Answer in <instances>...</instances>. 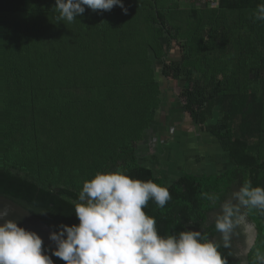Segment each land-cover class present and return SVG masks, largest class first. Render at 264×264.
I'll return each instance as SVG.
<instances>
[{"label":"trees","instance_id":"obj_1","mask_svg":"<svg viewBox=\"0 0 264 264\" xmlns=\"http://www.w3.org/2000/svg\"><path fill=\"white\" fill-rule=\"evenodd\" d=\"M131 1L133 6L119 7L104 0H0V108L8 99L12 107L16 95L21 99L13 111L29 110L33 121L24 138L2 141L0 135V194L102 264H241L246 258L249 264H264V254H239L245 234L238 222L247 206L258 228L254 249H261L263 154L253 149L248 135L235 133V123L248 127V106L256 104H246L249 91L239 86V73L250 76L258 69L264 84V58L257 51H242L255 39L264 41V0H219L213 9L222 16L220 24L207 13L209 6L190 5L179 12L196 25L191 35L201 41L194 51L196 64L200 57L214 60L229 73L218 81L215 94L198 79L173 89L181 106L178 112L203 122L216 97L229 101L211 132L228 153L231 167L220 174L183 170L170 184L143 161L138 144L157 122L155 108L149 106L161 105L164 96L156 77L171 83L173 68L187 57L188 42L180 37L178 42L169 23L172 8L182 0ZM241 27L243 34L254 27L257 32L245 39L238 34ZM221 32L227 37L219 41ZM175 51L179 58L170 56ZM249 57L253 61L248 62ZM262 92L264 96V86ZM260 104L257 117L264 122V102ZM108 114L113 126L109 129ZM112 131L116 137L108 136ZM122 131L126 135L117 143ZM92 136L98 146L90 150L109 154L84 186L55 180L62 157L78 162L72 149L89 150L86 143ZM45 169H51V178L44 177ZM0 264L77 263L0 225Z\"/></svg>","mask_w":264,"mask_h":264},{"label":"rangeland","instance_id":"obj_2","mask_svg":"<svg viewBox=\"0 0 264 264\" xmlns=\"http://www.w3.org/2000/svg\"><path fill=\"white\" fill-rule=\"evenodd\" d=\"M165 2L161 3L162 7L165 6ZM104 3L107 5H111L112 3L119 7L133 6V4H135L131 0H104ZM170 5H174V3L172 2L170 3ZM180 5L181 6L179 7L172 8L173 11L170 12L171 20L169 21V23L173 32L175 33V36H177L178 42H181L179 37L185 43L188 42V46L185 50V55L187 57L181 60L178 66L173 68L174 78H177L178 81L177 79L173 78L171 83L165 84V79L163 81V79H161L160 77H156L155 82H160V84L162 85L164 96L162 95L161 105H158L156 107L155 105L151 104L149 106L150 109L155 108L154 115H156L157 122H154V124L151 125V127L146 131L147 134L144 135V138L138 144V147L141 149H139L140 153L142 152L141 155L143 161L149 165H152L155 168L156 174L161 175L167 184H170L175 179H177V177H179V175L183 173V170L196 174H220L221 172L231 167V161L229 160L228 153L218 142L215 135L211 132V128L216 125V123H219V119H222L225 116V112L229 106V101H226L220 97H216L213 109H211V113H207V111L205 112L203 122H194L190 119L185 118L183 115H181L180 112H178V110L180 111L181 106L179 103L178 95L174 93L173 89L177 88L179 90L182 88L183 83H195L198 79L204 85L206 84V87L207 89H209L210 93L212 92L213 94H215L218 88V81L222 78H225V74L229 73V71L225 72L224 70L218 68L219 64L214 60L207 61V59H202L200 57L199 63L196 64L198 62V59L194 58L198 54H194V51L198 50V48H201V41L197 43L191 36L196 30V25L191 24L192 18L189 17L188 14L180 15L179 13L180 11L189 8L190 4L181 1ZM206 11L207 13L214 16V23L218 22L220 24L219 19H221L222 16H219L220 13L217 10L209 8L206 9ZM135 13L136 11H134L132 14ZM6 19L7 16H5V20ZM100 20L101 19L99 18L98 21ZM237 28L239 29V27ZM240 30L241 31L238 32V34L243 31V27H241ZM256 32L257 28L254 27L253 31L251 30L248 32L247 30L244 34H241H243L244 38L246 39L248 38V36H251L253 34L255 35ZM261 33L264 34L262 29ZM225 34L226 33L224 32L220 33L219 41L224 40L227 37V35ZM219 41L218 43L221 44V42ZM255 41L256 42L252 43L251 48H242L243 53L250 54L251 52L257 51L261 54V58H264V41L257 39H255ZM157 47L158 50L161 49L160 42L158 43ZM176 48L177 45L175 44L173 46V49L175 50ZM149 52L155 53L154 49L151 47L149 48ZM170 56L173 58H179L180 52L175 51L173 52V54L170 53ZM249 61H253V58L249 57L248 62ZM243 70H246V67ZM250 72V76L249 74H244L242 72L239 73V86H241V88H243L244 90L247 89L249 91V98L245 100L246 104H252V102H255L256 104L248 106V127L244 123L241 124V127L239 125L237 127V124L235 123V133L238 135L240 134L242 137H246L248 135V138L251 140L253 149L259 152H261L262 150L263 155L261 157L262 159H264V122H262V120L260 122L257 117L259 115L258 113H261L260 111L263 108L260 103L264 102V96L262 92V87L264 86V84L262 85L261 83L259 73L260 71L258 69H252ZM94 81H97V83L104 82L98 81L95 77ZM205 81H209L211 83H205ZM43 82L47 83V81ZM249 84L251 87L249 86ZM247 85L248 88L246 87ZM153 86L155 89H157L156 85ZM105 92L113 95V92L109 89H107ZM12 99L14 100L15 105L21 98L14 95ZM11 104L12 101L8 99L6 101V104H4V106L0 108V135L2 137V141H5V138H7L8 141L9 139H13L14 137H26L30 132V126H32L33 123L29 115L31 114L29 110H27L25 114H17L13 111V109H15V106L13 105L11 107ZM236 118L238 120L241 119L240 115H237ZM244 118L246 117L243 116V120ZM111 120L112 118H110L108 114L106 121L108 122V125L106 127L108 129L113 127L111 125ZM173 120L177 121L174 123ZM1 123L3 124V126H7L9 137L7 136V129L1 126ZM121 133L122 136L118 139H115L117 143L121 142V139H123L126 135L125 131H122ZM116 135L117 134L115 133V131H112V133L108 136L116 137ZM92 137L94 140L91 142L87 141L86 143L89 146V150L83 148L82 151H79L77 146L72 149L71 153L73 152L72 154L78 160V162L70 161L68 155H64L62 157L61 162L58 163V172L53 177L55 180L59 181L60 183L74 182L76 184H81L84 186V184L88 180L89 174L92 172L95 166H98L102 161V158L109 154V151H106L102 155H100L98 152L99 150H90L91 147L98 146L96 145V143L98 142L97 138L94 136ZM103 141L105 140H101V142ZM112 141L114 142V140ZM1 145L7 146L4 143H2ZM197 150L200 151V153L195 156L196 159L191 158L192 160L190 161L188 159H185L189 156L190 153H195ZM61 153L62 152H59L58 155H60ZM146 153L149 154L148 157ZM181 165H184L183 170H180ZM44 177L51 178V169H45ZM227 212L229 213L230 210H228ZM98 217L106 225H111L108 219L102 216ZM238 222L243 228L242 232L245 234V238L247 241V246L245 247L243 256H248L251 251L253 252L254 258L257 255L264 254V246H261V249H254L255 241L258 236V228L255 221L250 218L247 206L244 207L243 213L240 215ZM241 264H249L248 259L246 258Z\"/></svg>","mask_w":264,"mask_h":264},{"label":"water","instance_id":"obj_3","mask_svg":"<svg viewBox=\"0 0 264 264\" xmlns=\"http://www.w3.org/2000/svg\"><path fill=\"white\" fill-rule=\"evenodd\" d=\"M0 225L46 244L77 264H102L94 254L82 251L28 209L2 194H0Z\"/></svg>","mask_w":264,"mask_h":264},{"label":"built area","instance_id":"obj_4","mask_svg":"<svg viewBox=\"0 0 264 264\" xmlns=\"http://www.w3.org/2000/svg\"><path fill=\"white\" fill-rule=\"evenodd\" d=\"M190 5L209 6L210 8H216L219 0H182Z\"/></svg>","mask_w":264,"mask_h":264},{"label":"crops","instance_id":"obj_5","mask_svg":"<svg viewBox=\"0 0 264 264\" xmlns=\"http://www.w3.org/2000/svg\"><path fill=\"white\" fill-rule=\"evenodd\" d=\"M198 139H200V138H198ZM199 153H200V151L197 150L195 153H190L189 156L185 159H188L189 161L192 160L191 158L196 159L195 156H197ZM183 168H184V165L183 166L181 165L180 170H183Z\"/></svg>","mask_w":264,"mask_h":264},{"label":"flooded vegetation","instance_id":"obj_6","mask_svg":"<svg viewBox=\"0 0 264 264\" xmlns=\"http://www.w3.org/2000/svg\"><path fill=\"white\" fill-rule=\"evenodd\" d=\"M239 246H240V255L241 256H243L244 255V250H245V247L247 246V241H246V238H245V242L244 243H241V244H239ZM244 262V261H243ZM242 262V263H243Z\"/></svg>","mask_w":264,"mask_h":264}]
</instances>
